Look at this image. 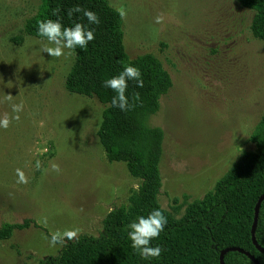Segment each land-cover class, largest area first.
<instances>
[{"label": "rangeland", "instance_id": "obj_1", "mask_svg": "<svg viewBox=\"0 0 264 264\" xmlns=\"http://www.w3.org/2000/svg\"><path fill=\"white\" fill-rule=\"evenodd\" d=\"M108 1L126 12L128 55H156L172 78L148 123L163 131L158 202L180 218L244 152L255 150L250 135L264 113V42L251 34L253 11L237 0ZM39 5L0 0V118L23 103L19 120L0 128V226L26 218L38 225L0 240V264H39L56 255L61 246H49L45 236L57 229L98 236L106 215L128 205L138 187L126 164L109 162L99 143L104 106L64 87L72 50L49 56L46 39L23 32ZM19 35L17 44L11 38ZM17 168L27 183L17 182Z\"/></svg>", "mask_w": 264, "mask_h": 264}, {"label": "trees", "instance_id": "obj_2", "mask_svg": "<svg viewBox=\"0 0 264 264\" xmlns=\"http://www.w3.org/2000/svg\"><path fill=\"white\" fill-rule=\"evenodd\" d=\"M237 2L253 11L251 34L264 42V0ZM75 5L95 11L99 25L89 24L82 13L69 18L67 10ZM57 8L60 11L53 15ZM58 17L64 26L81 22L95 32V39L85 48L77 46L72 50L74 59L64 78V87L72 94L95 98L104 106L96 131L99 143L109 162L126 164L130 175L138 180V187L128 197V205L114 207L106 215L102 233L98 236L81 233L78 241H67L66 247L41 259L39 264H220V254L227 247L243 249L264 264V254L251 240L254 207L264 192V113L250 135L255 150L244 152L212 191L189 203L182 217L174 218L161 208L157 198L162 186L158 164L163 131L148 123L149 117L159 110L160 98L172 87L169 72L152 53L128 55L123 43L122 18L108 0H40L37 11L25 19L23 32L46 39L38 35L37 21ZM11 39L19 44L23 36ZM126 64L139 67L144 85L141 88L136 81L128 80L126 96L135 107L122 111L110 106L116 93L105 87L103 81L117 75ZM134 93H139L140 101H133ZM156 208L163 211L167 224L150 245L159 246L162 252L159 257L145 260L131 248L127 225ZM32 224L38 227L30 218L20 223L5 222L0 226V240H7L14 230ZM255 238L264 248V200ZM223 259L225 264H254L239 251H228Z\"/></svg>", "mask_w": 264, "mask_h": 264}, {"label": "clouds", "instance_id": "obj_3", "mask_svg": "<svg viewBox=\"0 0 264 264\" xmlns=\"http://www.w3.org/2000/svg\"><path fill=\"white\" fill-rule=\"evenodd\" d=\"M59 8L53 10V15H57ZM121 18L126 16V12L122 9H118ZM74 13H82L87 18L89 24L99 25L100 19L98 14L89 9L82 8L80 5H75L67 10L69 18ZM163 16L157 15L155 17L156 23L163 22ZM37 32L41 37H45L48 44L44 45L43 51L52 57H61L65 55V49L74 50L77 46L85 48L87 44L95 39V32L91 28H86L81 22H75L73 26H64L61 19L58 17L53 20L51 18L40 19L37 21ZM128 80L136 81L138 87H143L144 81L142 79V73L138 66L132 64H126L123 66V70L117 75L112 76L103 81V85L112 89L116 95L111 100L112 107H118L122 111H128L135 107V103L130 104L129 99L126 96V89L128 88ZM7 100H11L12 96L9 94L6 97ZM134 102L140 101L139 93H134L132 97ZM12 113L15 115L10 116L5 113L0 118V128L7 129L12 119L19 120V113L23 110V103L11 104ZM52 170L59 173L61 171L59 164L52 163ZM17 182L27 183L28 178L24 172L17 168ZM38 223L43 226H47L48 218L41 217ZM167 224V218L163 211L159 208L153 209L147 216L140 215L136 220H133L127 225L128 239L131 241V248L137 251L142 259L148 260L150 258H156L161 255L162 249L159 246H151L150 241L159 236ZM81 229L78 227L66 228L63 230L57 229L52 231L45 239L48 240L49 246L61 247L67 246V241H78Z\"/></svg>", "mask_w": 264, "mask_h": 264}, {"label": "water", "instance_id": "obj_4", "mask_svg": "<svg viewBox=\"0 0 264 264\" xmlns=\"http://www.w3.org/2000/svg\"><path fill=\"white\" fill-rule=\"evenodd\" d=\"M264 200V192L262 194H260V196L257 198L255 207H254V216H253V221H252V225H251V240L252 243L254 244V246L262 253L264 254V248L261 247L255 238V231H256V227H257V221H258V215H259V210H260V206L262 201ZM228 251H239L241 253H244L245 255H247L254 264H260L259 261L252 256L249 252H246L243 249L237 248V247H227L223 250V253L220 254V264H225L224 263V259H223V255L224 253L228 252Z\"/></svg>", "mask_w": 264, "mask_h": 264}]
</instances>
